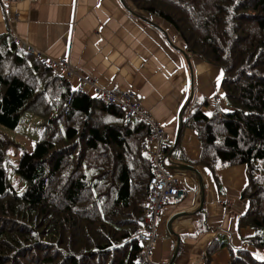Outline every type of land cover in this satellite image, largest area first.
<instances>
[{
  "label": "trees",
  "instance_id": "16d2710c",
  "mask_svg": "<svg viewBox=\"0 0 264 264\" xmlns=\"http://www.w3.org/2000/svg\"><path fill=\"white\" fill-rule=\"evenodd\" d=\"M121 1L166 21L186 51L221 68L230 109L206 115L200 103L188 104L176 143L163 150L170 162L212 172L245 164L247 209L238 225L253 230L250 246L264 249V0ZM27 113L38 118L40 133L11 165L24 184L19 192L7 167V150L17 144L0 132V264H134L153 173L149 124L73 89L2 33L0 127L13 130ZM184 126L201 145L191 163L176 157ZM238 252L228 264H264Z\"/></svg>",
  "mask_w": 264,
  "mask_h": 264
},
{
  "label": "crops",
  "instance_id": "0c3cea01",
  "mask_svg": "<svg viewBox=\"0 0 264 264\" xmlns=\"http://www.w3.org/2000/svg\"><path fill=\"white\" fill-rule=\"evenodd\" d=\"M2 33L33 48L45 63L66 59L75 73L98 86L131 90L162 129L167 145L175 141L178 116L181 121L188 104L200 103L206 115L230 109L220 84L221 68L186 51L166 21L135 14L121 0H0ZM55 72L61 74L59 68ZM67 80L73 89L79 83L76 76ZM84 93L93 96L94 88L86 85ZM197 134L183 127L178 161L199 159ZM194 167L198 174L168 168L185 195L161 206L147 258L154 264H228L239 249L255 255L247 243L253 230L238 225L247 209V200L240 197L247 182L245 164L213 172L200 164Z\"/></svg>",
  "mask_w": 264,
  "mask_h": 264
},
{
  "label": "built area",
  "instance_id": "2783aa9c",
  "mask_svg": "<svg viewBox=\"0 0 264 264\" xmlns=\"http://www.w3.org/2000/svg\"><path fill=\"white\" fill-rule=\"evenodd\" d=\"M21 47L34 56H39V53L33 50V48L25 45ZM46 64L50 65L53 69L59 68L61 71L60 75L66 79L76 76L79 83L75 87V90L85 92L86 85L93 87V97L121 109L126 118L144 120L149 124L150 133L147 136V153L153 173L148 180L147 206L140 217L145 224V230L137 236L141 249L136 255L134 264H153L147 258V253L154 245V225L160 213V208L166 200L180 201L185 195V189L177 184L169 171L167 173L164 170L167 165H172V163L169 156L163 150L165 143L163 142L162 129L142 108L136 95L131 90H121L114 86H98L94 79L81 77L75 73L66 59L61 58L57 61H49ZM216 100H218V97H216Z\"/></svg>",
  "mask_w": 264,
  "mask_h": 264
},
{
  "label": "rangeland",
  "instance_id": "374dc122",
  "mask_svg": "<svg viewBox=\"0 0 264 264\" xmlns=\"http://www.w3.org/2000/svg\"><path fill=\"white\" fill-rule=\"evenodd\" d=\"M37 123H38V118L27 113L23 116L21 122L13 130L0 127V132L5 134L7 137L12 139L17 144L16 146L10 147L7 150V162H8L7 167H8V176H9L10 184L18 192L23 189L24 184L22 181L19 180L18 176L12 170L11 165L16 162V160L18 159L21 153L29 152L32 149V146L40 133V127L38 126ZM164 170L165 172L168 173L167 167ZM254 251H255V255L253 256L258 258H262L264 256L259 254V251H262L261 253H264V249L262 250L254 249Z\"/></svg>",
  "mask_w": 264,
  "mask_h": 264
},
{
  "label": "water",
  "instance_id": "95a60500",
  "mask_svg": "<svg viewBox=\"0 0 264 264\" xmlns=\"http://www.w3.org/2000/svg\"><path fill=\"white\" fill-rule=\"evenodd\" d=\"M178 118H179V126H180V115L178 116ZM179 126L177 127L176 137H175V141L173 142V145L176 143V140H177V133L179 131ZM171 163H172V165L168 166L169 169L188 170V171H191L193 173H197L198 174L197 169L195 167H193L192 165H190V164H179V163H173V162H171ZM198 183L201 185V179H200L199 175H198ZM240 197L242 198V195ZM200 201H202V197L200 198Z\"/></svg>",
  "mask_w": 264,
  "mask_h": 264
}]
</instances>
